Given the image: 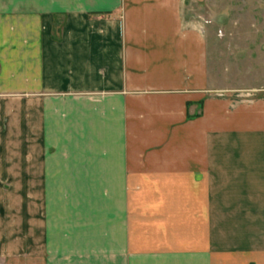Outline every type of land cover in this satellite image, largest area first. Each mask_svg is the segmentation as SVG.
Wrapping results in <instances>:
<instances>
[{
	"label": "crops",
	"instance_id": "crops-1",
	"mask_svg": "<svg viewBox=\"0 0 264 264\" xmlns=\"http://www.w3.org/2000/svg\"><path fill=\"white\" fill-rule=\"evenodd\" d=\"M205 1L0 0L5 264H264V93L213 84Z\"/></svg>",
	"mask_w": 264,
	"mask_h": 264
},
{
	"label": "rangeland",
	"instance_id": "rangeland-1",
	"mask_svg": "<svg viewBox=\"0 0 264 264\" xmlns=\"http://www.w3.org/2000/svg\"><path fill=\"white\" fill-rule=\"evenodd\" d=\"M205 8L215 87L264 93V0H206Z\"/></svg>",
	"mask_w": 264,
	"mask_h": 264
}]
</instances>
